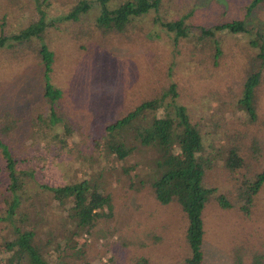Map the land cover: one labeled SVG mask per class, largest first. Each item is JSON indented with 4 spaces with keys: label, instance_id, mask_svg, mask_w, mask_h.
I'll return each instance as SVG.
<instances>
[{
    "label": "rangeland",
    "instance_id": "374dc122",
    "mask_svg": "<svg viewBox=\"0 0 264 264\" xmlns=\"http://www.w3.org/2000/svg\"><path fill=\"white\" fill-rule=\"evenodd\" d=\"M80 1L85 0H0V39L34 23L54 22L29 42L9 41L0 47V128H9L3 129L5 142L19 161L17 171L37 170L23 177L29 200L22 208L32 215L33 203L43 208L52 221L43 232L64 230L62 210L51 194L44 192L43 201H38V183L58 186L94 178L112 195L114 210L98 221L90 236L70 242L84 248L85 256L77 264H186L191 256L187 217L178 204L157 202L148 184L157 172L156 153L138 150L129 160L117 161L95 143L109 125L145 101L165 97V104L175 100L187 108L202 131L207 153L220 158L207 172V185L214 193L204 211L203 264H252L254 255L264 256V185L251 216L222 210L216 201L243 174L235 177L224 166L231 148L249 159V169L260 172L264 164V71L254 98L257 120L251 121L241 106L243 84L260 62L264 3L248 15L249 0H164L159 12L137 19L126 32L104 33L97 25V0H87L94 7L77 22L61 18ZM191 10L195 12L187 21L192 27L189 37L178 39L163 27L162 21L178 20ZM215 19L214 25L244 20L252 38L260 35L263 42L255 48L250 36L226 31L202 41L199 28L211 27ZM42 46L55 55L50 83L63 92L53 104L43 101ZM174 85L177 97L170 92ZM158 105L154 110L160 116L163 109ZM69 127L77 132L69 135ZM6 162L0 149V195L10 182ZM132 167L135 171H124ZM6 210L1 200L0 214ZM7 224L0 222V245Z\"/></svg>",
    "mask_w": 264,
    "mask_h": 264
},
{
    "label": "trees",
    "instance_id": "16d2710c",
    "mask_svg": "<svg viewBox=\"0 0 264 264\" xmlns=\"http://www.w3.org/2000/svg\"><path fill=\"white\" fill-rule=\"evenodd\" d=\"M97 3L100 8L98 28L104 33H124L137 19L152 11L159 12L164 0H97ZM262 3L264 0H249L248 15ZM93 5V2L87 0L80 1L69 14L61 18L77 22L83 14H87L94 7ZM194 12L191 10L178 20L162 21L163 27L174 32L178 39L187 38L192 32V27L187 21ZM215 21L216 19L211 27L204 25L199 28L202 41L213 40L217 32L226 31L232 35H248L251 37L252 47L260 46L261 36L255 35L252 38L253 31L244 20L214 25ZM53 23L39 22L42 27L34 23L17 35L0 39V47H5L9 41L15 44L29 42L32 36L44 32V26ZM39 38L41 39V36ZM13 43L10 46L15 45ZM215 44L219 46L218 41H215ZM40 56L46 69V84L42 90L43 101L53 104L63 96V92L50 83L49 74L53 71L55 55L48 47L42 46ZM257 58L260 62L248 74L241 93L243 95L241 106L247 110L248 118L253 122L257 120L254 98L264 71V42L261 46V55ZM176 88V85L170 88L174 97L178 96ZM164 98L145 101L125 118L109 125L106 133L95 143L103 147V153L115 156L117 161L129 160L138 150L147 149L156 153L154 163L157 172L148 184L161 205L176 203L181 206L187 217L186 239L191 250V256L185 263L203 264L206 237L204 211L209 196L214 193L207 185V172L214 168V160L220 158H214L207 153L202 131L199 125L193 122L187 108L176 104L175 100L165 104ZM157 105L163 109L160 116L154 110V106L156 108ZM53 116H56L55 113ZM3 129L9 128L7 126L0 128V149L7 161L5 169L9 170L10 182L4 194L0 195V199L7 206L6 212L0 214V222L8 223L5 226L7 235L3 236L0 245V264H77L78 260L85 256L84 248L72 247L70 242L80 235L90 236L100 219L112 215L114 210L112 195L107 194L94 178L58 186L38 183L36 193L38 201H43L41 195L44 192L51 194L53 204L58 202V207L62 210L60 214L64 228L58 231L55 228V232H43L42 227L52 223L47 219L43 208L33 203L31 205L35 212L33 215L29 209L22 208L24 201L29 200L25 196L28 194V182H25L23 177L27 174L34 176L37 170H33L32 173L17 171L19 161L8 149ZM72 130L70 127L67 128L69 135L72 134ZM248 161L247 157L240 155L237 147L231 148L228 157L225 158L226 169L235 174V177H238L237 174L240 172L243 174L235 179L231 191L216 196L222 210L242 212L246 216L254 213L258 193L264 185V164L259 172L247 168ZM124 171L129 174L135 169L132 167ZM134 176L138 177L137 174ZM130 186L133 187L132 184ZM251 263L264 264V256L254 255ZM146 264L149 263L146 261Z\"/></svg>",
    "mask_w": 264,
    "mask_h": 264
}]
</instances>
